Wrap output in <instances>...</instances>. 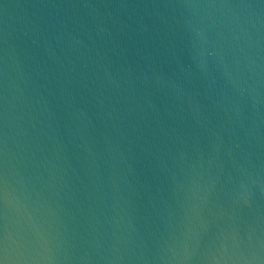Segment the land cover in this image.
<instances>
[{
	"label": "water",
	"instance_id": "water-1",
	"mask_svg": "<svg viewBox=\"0 0 264 264\" xmlns=\"http://www.w3.org/2000/svg\"><path fill=\"white\" fill-rule=\"evenodd\" d=\"M0 264H264V0H0Z\"/></svg>",
	"mask_w": 264,
	"mask_h": 264
}]
</instances>
